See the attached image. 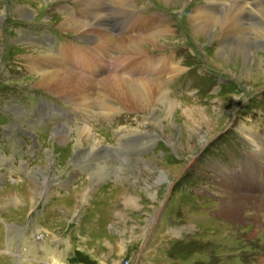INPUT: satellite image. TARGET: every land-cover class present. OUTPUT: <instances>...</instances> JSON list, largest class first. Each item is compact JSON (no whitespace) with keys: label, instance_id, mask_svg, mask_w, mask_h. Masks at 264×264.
Returning a JSON list of instances; mask_svg holds the SVG:
<instances>
[{"label":"rangeland","instance_id":"obj_1","mask_svg":"<svg viewBox=\"0 0 264 264\" xmlns=\"http://www.w3.org/2000/svg\"><path fill=\"white\" fill-rule=\"evenodd\" d=\"M121 1L102 0L91 10L83 7L85 0H0V264H14L16 250L22 252L17 259L23 262L25 254L46 253L48 264H264V227L254 228L252 214L245 211L239 223L216 215L227 192L236 189L257 198L264 187V165L251 158L256 145L236 124L243 122L264 135V73L255 69L264 70V39L252 38L250 54L230 53L227 60L220 55L226 46L223 35H203L202 44L190 29L188 18L205 4L202 0L176 11L159 0H132L136 10L129 12ZM25 5L31 12L28 20L18 14ZM106 8L122 20L107 19ZM127 13L140 15L143 22L128 23ZM70 16L85 24L105 20L106 27L76 32L65 23ZM153 17L169 25L171 33L146 51L162 62L150 77L164 82L167 93L181 105L167 117L158 104L155 114L162 115L166 129L154 123L152 113L117 110L106 115L97 105L82 108L39 85L42 68L33 69L32 60L50 55L66 64L60 66L99 83L108 72L112 75L122 53L108 42V37L116 38L110 29L116 33L126 21L120 38H135L145 34L131 36L132 26L147 23V31L153 30ZM49 33L57 34L58 41L44 40ZM101 50L108 59L116 54L109 71L96 70L105 62L97 59ZM64 51L67 56H60ZM93 51L95 57L87 56L94 61L68 64L73 53ZM127 61L119 59L123 65ZM136 66L140 72L134 78L149 77L145 64ZM206 68L236 84L214 77ZM120 70L116 74H122ZM245 92L260 94L246 104ZM41 99L62 111L45 113L49 119L44 120L34 113L40 111ZM186 109L204 113L195 131L188 126ZM84 126L91 127L110 159L102 150L100 158L90 159L91 139L78 145L87 157L81 165L75 148L53 137L58 128ZM161 172L165 180L159 182ZM38 260L44 258L34 257L33 264Z\"/></svg>","mask_w":264,"mask_h":264},{"label":"bare ground","instance_id":"obj_2","mask_svg":"<svg viewBox=\"0 0 264 264\" xmlns=\"http://www.w3.org/2000/svg\"><path fill=\"white\" fill-rule=\"evenodd\" d=\"M53 1L54 0H46L48 4ZM101 1L102 0H93V2H91L90 0L88 2V0H85L83 7L85 9H91V10L96 9L99 7L98 4ZM159 1H160L161 6L165 5V7H167L166 8L167 10L169 9L172 11L173 10L176 11L182 8L184 10V7H188L191 4V2H193L194 0H159ZM202 3L204 5H198L197 7H195L192 10V13L188 18L190 29H193L194 36L202 44H203V41H201L200 38H203V35L211 36V34L215 32H219V34L223 35V39L221 40V42L224 43L223 45H226V46H225V49H223L220 52V55L225 56L227 60L230 59V56H229L230 53L232 55L236 54V56L246 55V53L250 54L251 48L253 47V42H251L252 38H255L256 40L264 39V0H202ZM187 4L189 5L187 6ZM119 5L123 7L124 9H126L127 10L126 12H129L131 10L133 11L136 10L135 9L136 5H134V2L132 0H122L119 3ZM107 11H110V16L106 14ZM113 12H114V9L112 10L110 8L108 10L107 8L104 9V14L106 15L107 19H109L110 17L111 19H114V20L116 19L118 21H121L122 19L120 17L119 18L117 17L118 18L117 19L115 17L116 14L113 15ZM18 14L23 19L28 20L29 19L28 17L31 15V12H29V8L27 7V5H25L24 7H22L20 12H18ZM126 15H127L126 17L128 19V23L129 22H132V23L134 22L142 23L143 22L142 20L138 19L140 18V15L132 16L131 13H127ZM73 19L74 18L71 16L66 17L65 23L68 26V28H70L71 30L75 29L76 32L79 30L81 31L83 29H87L90 26L91 27L94 26L95 28L94 30H97V31L99 30L102 31V28L106 27V24L103 23L105 20H101V19L96 20L94 24H85L81 21H75ZM153 20H156L154 22L151 20L153 26L154 27L156 26L154 28L155 30L153 29V30L147 31V27L149 24L143 23L142 26H138V29L140 30V32H138V29H135V30L132 29V31H130L131 36L145 34V35H140L135 38L134 37L120 38V35L117 36V34H115L110 29L111 32L113 33V36L116 38L108 37L107 40L112 45L117 46L119 50L122 51V53L119 54V58L116 61L117 65L115 64L116 67L115 69H113L114 71H112L113 72L112 75H109L110 72L108 73L106 72L108 74L107 77L100 80L99 83L96 80L94 81L96 83L92 82L90 80V77L87 76V74L86 76L80 75L78 73H75L74 71H70L68 68L60 66V64H62L63 62L58 63V61L54 59V56L50 55V57L49 56L41 57L40 60H34V59L32 60L33 69L34 67L42 68V69H39L40 73H37L39 75V80H40L39 85L43 86V88H47L48 90H50L49 91L50 93L57 92L60 95L67 96L68 98L77 102V105H81L82 108H86L85 106H88V108L91 109V107H93L94 105L95 106L97 105L100 107L102 111L106 112V115L109 112L117 111V110L126 111V112L129 111V112H134V113H143V114L147 112L152 113L154 123H156V125L160 126L162 129H166L165 124L162 121L163 120L162 115L158 114V118H157L155 114L156 111L157 112L159 111V109L157 108L158 104L163 105V108H165L164 114L167 117L169 116L171 117L172 111L176 110L177 107H181V105H179L177 101L172 99V97L167 93V91L165 90L166 87H165L164 82H161L159 80L158 81L153 80L154 78L150 77L151 75L156 74L155 71L160 67V64L162 62L160 63L161 60H158V58L149 57V52H146V51L150 47H157L160 43L159 42L160 38H164L171 33V30H170L171 28L169 25L165 27L163 24L160 25L161 21H159V18L155 19L153 17ZM1 22L2 20L0 19V29L2 26ZM164 24H167V22ZM247 25L250 27L251 31H247L248 29ZM134 26L136 25H133L132 27ZM141 28H145V29L141 30ZM150 29L152 28L150 27ZM89 36L90 35L87 33L88 38ZM127 36H129L128 33L124 37H127ZM233 39H235V41L238 42L237 45H234V43L232 42ZM89 41L91 43L90 45L95 44L94 41L92 40H89ZM64 52L65 53L63 54L60 53V56L64 55L66 57L67 51H64ZM87 54H93V56L91 57L92 58L95 57V51L91 53L86 52L84 54H79V52H76V53H73L74 56H69L71 61L69 60L68 64H71V63L74 64L75 61H79V62H82L84 60L88 61L90 57L87 56ZM112 55L113 54H110L111 59H108L104 56V52L101 50L100 55L97 57V59L104 60L105 62L102 65H100V68L97 66L96 70L98 69L100 72H103V70L109 71V68L112 67V65H110L109 63L110 61H112V57H113ZM114 55H115L114 57L116 58V54ZM119 59L121 60L128 59L127 64L126 65L121 64L119 62ZM90 61H94V59H90ZM130 63H133V64L130 65ZM138 63L145 64L146 69L149 70L148 78H144L145 76H143L142 78L141 75H140L141 77L139 78L137 77L134 78V76L140 72L138 68L139 66L138 67L136 66V64ZM45 64H47L50 67H45ZM63 64L66 66L65 63ZM83 69H85L89 73H92L91 71H89V68L87 67H84ZM120 69H122V74H116V73H119ZM255 69H256V73L258 74L264 73V70H261V69L258 70L257 68ZM176 70H177L176 68L172 69L173 72H175ZM247 73L251 74V71L249 70V72ZM95 93H97L96 96H94ZM192 110H195V109H191V111ZM166 116H164V119L166 118ZM200 119H202V121L205 119L204 113L202 112L194 113L193 111L192 113H190L189 109H186V120H187V123H189L188 126L192 124L194 126L193 128L194 131L197 125L199 124L198 121ZM236 124L238 125V127L240 126L241 130H244L245 132L244 134L248 142L252 144L254 143L253 145H256L255 153L254 154L252 153L254 157L251 156V158L255 159V161H258L262 165H264V135L260 133V131L258 134V132L255 131L257 129H255L254 127L252 128V126L248 127L243 122L241 123L238 121ZM92 132L93 131L91 127L84 126V128H80L76 130H71V129L64 127V128L56 129L53 134V137L55 138V140H58V141L60 140L61 143H66V145H68L67 147L72 148V150L75 148L74 155H76L75 156L76 160H79L78 163L81 165L84 164V162L86 161L85 158L87 157H85L86 155L83 156L82 152L84 151V149H81V148L79 149L78 145L82 146L83 142L85 141L88 142L87 140L91 141V139L92 141L94 140L92 142L94 146L90 147L91 149L90 159L100 158L101 155L98 154L100 153V150H102V152L105 153V157L110 159L111 157H110L109 151L105 147L103 148L102 146L98 145L100 139L94 136ZM123 138L126 139V137H123ZM171 140H174V139H171ZM201 140L204 143L205 140H207V137H203ZM51 141L53 140L51 139ZM48 155H49V152L48 154L44 155V158L48 157ZM81 161L83 163H81ZM86 165H88V163ZM38 173L40 174L41 172L38 171ZM159 174H160L158 178L159 182L164 181L165 175L162 172ZM126 176L127 174H125V178ZM127 180L128 179L126 178L125 183H127ZM47 182L48 180H46L45 183ZM128 185H129V182H128ZM258 192L260 196L257 198H252L250 195L248 196L240 195V193H238L236 189H233L227 192L228 198L221 201V206H220L221 211L218 210V213L216 215L219 216L221 219H224L225 221L228 220L231 223H234V222L239 223L240 221L244 220L243 213L247 211L252 214V216L250 217V221L252 225L254 226V228L264 227V187L262 186V189Z\"/></svg>","mask_w":264,"mask_h":264},{"label":"crops","instance_id":"obj_3","mask_svg":"<svg viewBox=\"0 0 264 264\" xmlns=\"http://www.w3.org/2000/svg\"><path fill=\"white\" fill-rule=\"evenodd\" d=\"M17 255H15L17 258H19V256L20 257H23V255H19L20 253H22L21 251H18V250H16V252H15ZM40 254V255H39ZM39 254H35V253H31V254H29L28 256H26V254L24 255V258L26 259V258H28V259H26V260H24V262L22 261V260H18L17 258L14 260V264H33L34 262H33V258L34 257H41V258H44V260H38V261H40L39 262V264H48L47 263V259L48 258H46V256H48V255H45L46 253H39ZM32 255V256H31Z\"/></svg>","mask_w":264,"mask_h":264}]
</instances>
